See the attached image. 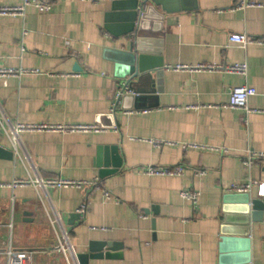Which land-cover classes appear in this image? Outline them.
Here are the masks:
<instances>
[{
    "label": "crops",
    "instance_id": "obj_1",
    "mask_svg": "<svg viewBox=\"0 0 264 264\" xmlns=\"http://www.w3.org/2000/svg\"><path fill=\"white\" fill-rule=\"evenodd\" d=\"M48 1L49 12L28 6L24 15H0V66L40 71L0 78V148L14 153L0 155V264H9L10 245L31 253L25 264H68L54 251L57 214L77 254L92 241L107 243L89 264H264V208L255 221L260 211L247 215L244 200L245 193L264 197L256 184L250 192L231 189L264 183V160L250 170L243 164L248 149L264 151V45L229 42L232 33L264 39V0L246 8L238 7L242 0H157L138 37L129 33L128 3ZM138 39L163 65L135 78L145 94L113 110L114 87ZM235 63H247L248 73L167 68ZM245 85L257 92L248 115L226 107L231 89ZM17 123L107 130L25 131L16 150L8 131ZM177 165L183 175L142 171ZM37 176L99 179L113 198L102 189L12 186ZM183 190L199 193L196 204Z\"/></svg>",
    "mask_w": 264,
    "mask_h": 264
},
{
    "label": "built area",
    "instance_id": "obj_2",
    "mask_svg": "<svg viewBox=\"0 0 264 264\" xmlns=\"http://www.w3.org/2000/svg\"><path fill=\"white\" fill-rule=\"evenodd\" d=\"M83 1H91L93 3H99L105 0H83ZM115 1V0H110ZM259 3L252 0H242L238 7L246 8V7H254L258 6ZM28 6L36 7L40 12H49L53 8L52 2L48 0H22L20 5H9L3 4L0 5V15H24L26 8ZM229 42L239 44L241 47L246 48L249 44L258 43L264 45V39H254L249 37L244 33H232L229 36ZM69 44V41H66ZM167 68H172L176 71L185 70V69H224L227 72L231 73H239L242 75H246L248 73V64L247 63H235L233 65L221 66L216 64H208V65H199L197 67H192L189 65H175L168 66ZM39 74L40 71L37 69H26V68H12V67H3L0 66V78L7 77H15L21 78L25 74ZM256 89L249 86H240L231 89L230 91V100L226 107L237 108L242 110L246 115L249 113L255 112L254 109H251L249 106V99L251 96L255 95ZM123 95V89L118 88L114 100L112 103V109L115 110L120 103V97ZM4 129V128H3ZM59 131L64 133H73V132H104L107 129L100 125L96 124H81V125H50L46 123L41 124H23L17 123L9 126V136L13 143L15 144L16 150L17 145L20 142V134L25 131ZM157 144V142H156ZM187 147V145H185ZM190 146H199V145H190ZM211 149L215 151H224L228 152V148L226 147H211ZM256 160H264V151H256L253 149H248L245 153V157L243 158V164L247 169H251ZM185 168L182 165H177L173 167H155L149 166L142 169V171L148 175H160V176H179L183 175ZM201 173H204L202 171ZM258 185V194L260 197H264V183H259L257 181H250L246 184H237L233 183L231 185V189L237 192H250L252 190L253 185ZM34 185L35 187H43L45 189L49 187L53 188H68V187H76L80 189L86 190H98L102 189L104 191V196L106 199H112L113 195L110 191L106 190L99 179L93 180H71V179H46L43 180L41 177H36L35 179H16L12 183L13 187L18 186H29ZM181 196L193 204H196L199 193L195 190H183L181 192ZM14 200V198H13ZM88 209V201L85 200L82 202L78 212L81 216H84ZM52 226L55 231V235L57 238V243L54 247V251L60 252L64 255L68 264H81L78 254L75 250V247L72 243V237L69 231L65 228L62 222V218L59 214L56 215L55 220H51ZM7 255L9 257V264H25L29 263L31 260V253L29 252H17L14 251L11 245L7 250Z\"/></svg>",
    "mask_w": 264,
    "mask_h": 264
},
{
    "label": "water",
    "instance_id": "obj_3",
    "mask_svg": "<svg viewBox=\"0 0 264 264\" xmlns=\"http://www.w3.org/2000/svg\"><path fill=\"white\" fill-rule=\"evenodd\" d=\"M125 1V2H124ZM158 3L157 0H115L113 1V8L118 9L120 6H124L125 3H128L125 7L130 10L129 16L132 20V27L129 33H135V36L138 37V31H145L146 29V20L150 17L152 11L155 12L154 6L150 3ZM139 23V25H137ZM133 44L136 45V52L130 53V61L128 62V70L121 76L122 81L114 87V95L118 88L123 89V95L120 97V103H122L123 108H126V103L131 102L133 104V100L135 98H140L141 94H145V92L137 89V83L134 81L135 78L142 79L140 74H145L148 70L152 68L161 67L163 62L158 58H151L145 54L144 47L142 46L144 43L138 39L137 41H133ZM153 61V63H152ZM79 66V65H78ZM80 68V67H78ZM144 76V75H143ZM141 81V80H140ZM135 94H138L135 97ZM0 155L6 158L13 159L14 153L11 151H5V149L0 148ZM245 208L246 213L249 215L254 210H259V217L254 218L255 221L262 220V210L264 208V201L261 198L251 199L248 193H245ZM72 217H74L72 215ZM107 243L95 242L92 241L90 244L88 253H80L78 254L79 260L81 264H89V260L91 258H99L103 256V247H105Z\"/></svg>",
    "mask_w": 264,
    "mask_h": 264
}]
</instances>
